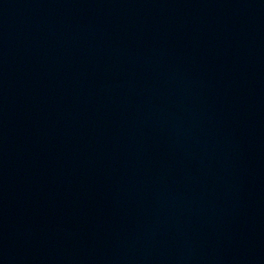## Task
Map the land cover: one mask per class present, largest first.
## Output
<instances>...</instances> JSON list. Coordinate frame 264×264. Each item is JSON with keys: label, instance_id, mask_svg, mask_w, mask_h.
Wrapping results in <instances>:
<instances>
[{"label": "water", "instance_id": "1", "mask_svg": "<svg viewBox=\"0 0 264 264\" xmlns=\"http://www.w3.org/2000/svg\"><path fill=\"white\" fill-rule=\"evenodd\" d=\"M0 264H264V0H0Z\"/></svg>", "mask_w": 264, "mask_h": 264}]
</instances>
